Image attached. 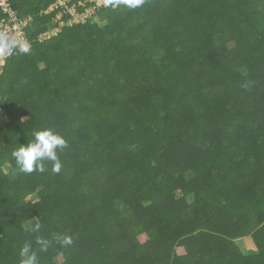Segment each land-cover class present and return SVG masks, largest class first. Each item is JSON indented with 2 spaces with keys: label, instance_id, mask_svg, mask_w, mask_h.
Returning <instances> with one entry per match:
<instances>
[{
  "label": "trees",
  "instance_id": "obj_1",
  "mask_svg": "<svg viewBox=\"0 0 264 264\" xmlns=\"http://www.w3.org/2000/svg\"><path fill=\"white\" fill-rule=\"evenodd\" d=\"M105 1L78 22L10 0L32 22L0 58V264L26 243L38 264H264V0ZM45 127L60 172H19L12 151Z\"/></svg>",
  "mask_w": 264,
  "mask_h": 264
},
{
  "label": "clouds",
  "instance_id": "obj_2",
  "mask_svg": "<svg viewBox=\"0 0 264 264\" xmlns=\"http://www.w3.org/2000/svg\"><path fill=\"white\" fill-rule=\"evenodd\" d=\"M84 4L91 5L93 3L83 0ZM145 0H107V3L113 7L120 5L126 6L128 9H137L144 4ZM103 3H106L104 0ZM78 8L84 9L82 6ZM11 45L7 42L0 45V52L5 49L11 50ZM22 51L27 52V47H23ZM33 140L27 144H19L11 155L15 160L19 172L31 174L33 172L44 173L47 169L45 161L52 162L51 170L59 173L61 170V162L58 152L67 147L66 139L49 127L33 131ZM42 228L41 223H35L31 226L30 230L33 233H38ZM55 240L62 246H70L73 244V237L70 234H57ZM36 243L40 246L41 251L47 250L49 241L43 237L37 236ZM21 257V264H38V256L36 251L33 250L30 243L24 244L19 250Z\"/></svg>",
  "mask_w": 264,
  "mask_h": 264
},
{
  "label": "built area",
  "instance_id": "obj_3",
  "mask_svg": "<svg viewBox=\"0 0 264 264\" xmlns=\"http://www.w3.org/2000/svg\"><path fill=\"white\" fill-rule=\"evenodd\" d=\"M93 4L86 5L83 0H77L72 2V0H55L51 7H63L71 13L75 11L76 8L82 6L80 12L75 13V20L83 21L86 14L93 12L98 6L103 4L104 0H85ZM0 9L2 11V17H0V45L7 42L10 44L11 50L5 49L0 52V58H7L9 55L16 54L18 51H22L23 47L30 48V41L26 34V28L32 22L31 16H20L18 11L12 7L10 0H0ZM57 29L53 31H45L39 35V40L43 41L55 35ZM1 63V62H0Z\"/></svg>",
  "mask_w": 264,
  "mask_h": 264
},
{
  "label": "rangeland",
  "instance_id": "obj_4",
  "mask_svg": "<svg viewBox=\"0 0 264 264\" xmlns=\"http://www.w3.org/2000/svg\"><path fill=\"white\" fill-rule=\"evenodd\" d=\"M97 21H98V24L100 26H102V25H106L109 20L108 19H105V20L104 19H100V20H97ZM178 49H179V45L176 44L175 50H178ZM91 104H93V103L91 102ZM90 110H91V108H90ZM24 119H26V118H24ZM6 166H7V164L3 168L4 172H7V167ZM100 177L105 180L106 179V174H102ZM146 204L147 203H145V205ZM84 212H89V210L86 208ZM72 220H73V218L70 215H67L65 217V220L62 219V220H60L59 223H60V225L65 224L67 226L70 223V221H72ZM116 226H117V222L115 221V219L110 218V216H108L106 221L103 222V228L109 227L110 229L114 230V229H116ZM23 227L26 230H28L30 228L29 224H24ZM241 242H242V248L245 251H248L250 253V250L253 248L251 239H249L248 237H245V238L241 239ZM241 242H238V243L241 244ZM73 244H75V240L74 239H73ZM176 249H177L176 250V252H177L176 254H178V255L184 254V252H185V251H183V246H181V245H177Z\"/></svg>",
  "mask_w": 264,
  "mask_h": 264
}]
</instances>
